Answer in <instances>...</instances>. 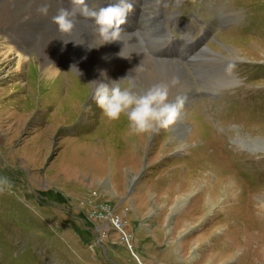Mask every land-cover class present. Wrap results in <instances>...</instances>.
Returning <instances> with one entry per match:
<instances>
[{"label":"rangeland","instance_id":"obj_1","mask_svg":"<svg viewBox=\"0 0 264 264\" xmlns=\"http://www.w3.org/2000/svg\"><path fill=\"white\" fill-rule=\"evenodd\" d=\"M147 1L152 60H168L160 10L211 22L192 67L171 56L195 95L151 135L108 120L68 58L46 78L33 46L18 68L0 39V264H262L264 0ZM134 69L121 87L138 92Z\"/></svg>","mask_w":264,"mask_h":264},{"label":"bare ground","instance_id":"obj_2","mask_svg":"<svg viewBox=\"0 0 264 264\" xmlns=\"http://www.w3.org/2000/svg\"><path fill=\"white\" fill-rule=\"evenodd\" d=\"M143 1L148 2L147 0ZM44 2L45 0H0V39L5 41L3 47L6 48V51L16 54L18 68H21L28 58L30 59L29 51L27 53L23 51L26 49L25 47L32 48L33 46L32 50L36 53L31 59L37 61L38 66L45 71L46 78L57 75L62 59L68 58L71 68L77 73L74 75L89 83L97 79L111 85L116 81L112 76L114 70L120 69L122 66L130 71V73L126 72L128 75H125V78H135L133 73L137 66L144 70L136 85L138 92L142 93L154 84L164 83L170 86L169 98L174 95H184L189 99L187 88L192 83L190 89L195 95L196 89L193 80L186 69L173 59H150L135 33L123 34L124 44L123 42H114L99 46L101 41L98 36L94 35L92 24L82 20L77 24L71 36L62 35L50 20L56 11L54 0H48L50 7L47 15H42L37 11ZM147 10L143 11L142 17L151 20L153 17ZM44 29L45 31H43ZM64 39L70 41L64 43ZM119 53L130 58H125ZM51 55H54L55 58ZM34 65L36 66V64ZM102 72L106 73V77L101 75ZM72 79L74 80V78ZM174 79H178L179 83L172 86ZM117 81H122V79ZM261 208L263 210L264 206ZM262 250L264 253L263 247ZM263 253L262 255H264ZM261 262L263 264L264 260Z\"/></svg>","mask_w":264,"mask_h":264},{"label":"clouds","instance_id":"obj_3","mask_svg":"<svg viewBox=\"0 0 264 264\" xmlns=\"http://www.w3.org/2000/svg\"><path fill=\"white\" fill-rule=\"evenodd\" d=\"M54 2L56 11L50 20L56 25L59 33L71 36L78 23L82 20L88 21L93 26L94 35L101 41L99 46L123 42L122 35L125 32L121 26L126 23L128 14L134 10L129 0H115L109 2L106 7L100 6V0H54ZM49 7L48 0H45L37 11L47 15ZM69 41L64 40V43ZM121 53L119 55L123 56ZM101 75L106 77L104 72ZM126 80L128 77L122 81ZM122 81H114L111 86L100 81L90 83L93 86L92 99L108 120L119 121L126 117L133 135H151L161 129L168 130L178 121L187 102V96L178 95L174 100H169L168 84H154L141 93L132 87L122 88ZM178 83V79H174L172 86ZM2 186L10 187L6 178H0V187Z\"/></svg>","mask_w":264,"mask_h":264}]
</instances>
